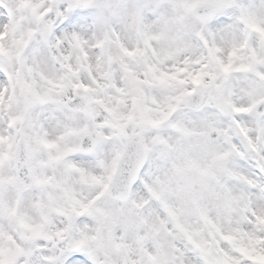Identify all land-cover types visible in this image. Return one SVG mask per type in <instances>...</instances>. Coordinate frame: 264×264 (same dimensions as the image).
Wrapping results in <instances>:
<instances>
[{
  "label": "clouds",
  "instance_id": "obj_1",
  "mask_svg": "<svg viewBox=\"0 0 264 264\" xmlns=\"http://www.w3.org/2000/svg\"><path fill=\"white\" fill-rule=\"evenodd\" d=\"M0 264H264V0H0Z\"/></svg>",
  "mask_w": 264,
  "mask_h": 264
}]
</instances>
